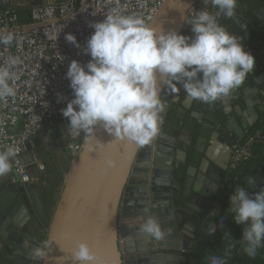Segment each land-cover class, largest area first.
I'll use <instances>...</instances> for the list:
<instances>
[{"label": "clouds", "instance_id": "1", "mask_svg": "<svg viewBox=\"0 0 264 264\" xmlns=\"http://www.w3.org/2000/svg\"><path fill=\"white\" fill-rule=\"evenodd\" d=\"M203 3L205 8L193 10L191 18L186 17L193 37L175 31L158 33L135 16L108 14L102 22L90 24L94 32L84 51L91 59L84 66L73 60L66 73L74 94V99L62 109L68 120L67 130L87 135L102 122L115 140L145 146L158 135L163 124L161 80L173 92H178L180 85L188 97L208 104L238 89L252 71L254 58L244 50L241 40L218 23L221 16L234 17L237 0H203ZM208 5L215 12L209 11ZM13 39L11 32L0 33V44L9 45ZM65 39L80 47L75 36L68 34ZM11 63L18 61L13 59ZM10 79L9 68L0 67V99L15 95L8 83ZM15 155L11 147L0 152V176L10 172V158ZM106 164L109 168L115 166L111 160ZM247 183L253 184L254 179L249 177ZM229 211L234 223L243 226L242 238L234 241L225 232L223 249L219 254L207 255L205 264H229L237 244L252 259L264 247V189L250 194L243 187L237 188L230 197ZM141 219L139 232L151 240L162 241L171 231L163 229L154 215ZM219 227H223V221ZM215 231L216 226L210 224L208 235ZM46 248L47 243L32 249V257L45 259ZM72 257L74 264H101L83 242L76 245Z\"/></svg>", "mask_w": 264, "mask_h": 264}, {"label": "water", "instance_id": "2", "mask_svg": "<svg viewBox=\"0 0 264 264\" xmlns=\"http://www.w3.org/2000/svg\"><path fill=\"white\" fill-rule=\"evenodd\" d=\"M194 1L166 0L148 27L158 33L175 31L181 35L186 12ZM165 87L161 80L162 120L168 109V103L162 100ZM115 139L102 122L88 134L73 171L60 183L61 192L56 194L47 229L38 218L43 204L34 183L18 186L15 191L20 199L16 194V199L0 206V236L5 239L7 253L4 264H74L72 251L80 242L89 245L101 264L185 261L177 253L171 257L159 248L160 241L139 232L141 218L148 215L176 223L172 188L179 184L173 180V147L161 132L145 146ZM39 157L45 159L48 153L42 148ZM108 160L114 161L115 166L107 167ZM45 181L51 182L50 188L57 186L50 177ZM30 224L37 227L43 240L36 239ZM45 243L47 257L34 259L31 250Z\"/></svg>", "mask_w": 264, "mask_h": 264}, {"label": "built area", "instance_id": "3", "mask_svg": "<svg viewBox=\"0 0 264 264\" xmlns=\"http://www.w3.org/2000/svg\"><path fill=\"white\" fill-rule=\"evenodd\" d=\"M166 0H51L29 8L27 21L21 22L18 9L7 7L0 10V33H13L9 45L0 44V67H8L12 73L9 86L15 95L0 99V152L9 147L16 152L10 158L14 177L13 184H27L32 180L23 155L33 148V140L50 130L52 141L63 139L57 155L65 160L61 183L73 171L87 135L70 133L68 120L62 109L74 99L70 81L66 77L70 63L75 60L82 66L91 57L86 54V42L93 34L90 24L102 22L108 14L135 16L144 20L145 26L151 23ZM205 8L203 0H195L188 8L183 22L192 11ZM214 12L213 9H208ZM76 37L79 48L69 43L65 36ZM242 41L244 50L251 48ZM16 59L18 63L12 64ZM60 127V128H59ZM64 130V137L61 131ZM264 122L260 129L240 141L229 145L228 169H237L252 155L257 144L264 143ZM43 162L36 163L39 172L45 171Z\"/></svg>", "mask_w": 264, "mask_h": 264}, {"label": "crops", "instance_id": "4", "mask_svg": "<svg viewBox=\"0 0 264 264\" xmlns=\"http://www.w3.org/2000/svg\"><path fill=\"white\" fill-rule=\"evenodd\" d=\"M46 2H51V0H0V10L7 7H14L18 11H28L32 6ZM256 81V83L261 85L262 83L264 84V80L261 81L258 79ZM262 86L264 88V85ZM260 95L264 97V90L258 93L255 88H245L242 92H237L232 96L222 98L223 111L225 113L231 112L233 117L228 120L224 129H219L214 133L207 132L206 136L193 140L191 133L180 120L183 114L180 112L173 115L168 112L171 102L176 100L175 92L171 88L164 91L162 100L168 103V109L165 113L160 132L174 149L175 169L173 180L179 184V187L172 188L171 205L175 209L176 223L173 224V222H170L171 220L168 222L167 219L159 221L163 229L171 230L167 237L160 241L161 246L159 248L172 254L171 257H174V254L177 253L183 255L186 261L187 252L191 248L197 235V229H195L196 215L207 213V209H210L211 214L218 212L216 200L226 193L225 189L227 187L225 186V175L228 169L229 143H227L225 133H231L236 136L246 135L247 128L255 121L256 108L262 105ZM193 102L194 100L187 96L182 106L188 109ZM209 118L212 117L210 116ZM50 136L49 133H42L37 136L33 140V148L28 150L22 157L32 177L31 182L27 184H36L38 186V193L42 187H46L48 182L45 181V178L50 177L49 172L52 170L49 169L44 172H39L36 169V163L43 162L46 166L52 158L51 150L49 149ZM42 148L48 153V157L45 159H40L39 157V151ZM189 151H192L194 155L200 157L199 161L196 165H187L181 174L178 169L181 170L186 165ZM13 177L14 173L12 169L8 174L0 176V206H5L8 201L16 199L17 195L18 199H20V195L15 190L18 186L21 187L24 184H13L11 182ZM263 178L264 174L261 171L256 176L252 185L257 184ZM31 192L33 193V191ZM3 195L4 197L2 199ZM27 199L29 200L28 195ZM41 214L42 210L38 214L39 221ZM30 228L37 240H43L41 232L35 225L30 224ZM175 232L176 234H174ZM4 244L5 239L0 236V264H4V259L7 254L4 251ZM24 244L29 246L26 242ZM185 261L183 263H175L172 260L169 262L170 264H184Z\"/></svg>", "mask_w": 264, "mask_h": 264}, {"label": "trees", "instance_id": "5", "mask_svg": "<svg viewBox=\"0 0 264 264\" xmlns=\"http://www.w3.org/2000/svg\"><path fill=\"white\" fill-rule=\"evenodd\" d=\"M211 8L210 5L207 6ZM215 12V9H213ZM19 19L21 22L27 21L28 11L19 10ZM218 23L232 35L240 37L245 44L251 48L246 51L254 58V67L252 72L248 74L244 83L235 89L229 96L237 92H242L243 89L255 88L258 93L264 90L262 83H256V80H264V0H237L236 13L233 18H224L221 16ZM181 35L186 37H193L191 25L182 31ZM180 90L175 92V101L171 102L169 113L175 115L182 113L180 119L183 125L188 129L193 137V140L198 137L206 136V133L216 132L219 129H224L228 120H230L232 113L223 111L222 99L214 103L208 104L198 100H194L190 108L185 109L182 104L186 99L187 94L184 92L182 86L178 85ZM166 84L165 90L169 89ZM262 105L256 108L255 121L247 128L246 135L236 136L231 133H225L227 143L229 145L235 141H240L247 135L252 134L257 129H260L264 122V97L260 95ZM212 118H209V117ZM264 134V132H263ZM230 141V142H229ZM198 156L189 151L186 165L182 169H178L182 174L187 165H196L199 161ZM53 171H58V167L52 168ZM263 171L264 174V143L257 144L252 149L251 157L240 165L237 169L226 171V189L220 198L216 201L218 205V212L211 214L210 209L207 213L197 214L195 219V229L197 235L191 248L187 252L186 261L184 264H205V257L211 254H219L223 249L226 241L223 239L224 233L228 232L234 241H240L243 234V226L234 223L233 217L229 211L230 197L235 190L243 187L249 191L250 194L258 193L264 189V178L255 185H248L249 177L254 180L256 176ZM60 174V173H59ZM57 182L60 183V176ZM57 183V184H58ZM58 188L42 187L39 195L43 204L40 223L44 229H47L56 204V194ZM223 221V227H219L220 222ZM216 226V231L211 236L207 233L209 225ZM229 264H264V247L258 250L256 258L252 259L246 256L241 250L240 245L237 244L233 254L229 260Z\"/></svg>", "mask_w": 264, "mask_h": 264}, {"label": "flooded vegetation", "instance_id": "6", "mask_svg": "<svg viewBox=\"0 0 264 264\" xmlns=\"http://www.w3.org/2000/svg\"><path fill=\"white\" fill-rule=\"evenodd\" d=\"M46 134H48L49 133V135H51L50 136V138L52 137V134H51V131L50 130H48V131H46L45 132ZM60 137H64V130H62L61 131V136ZM53 138V137H52ZM62 146H63V139H59L57 142H54V141H52V145L49 147V149L51 150V156H52V158L50 159V162H48L47 163V165H46V167H45V170H49V169H52L53 168V166L54 167H60V169L58 170V171H56L57 172V174H58V172L60 173V171H61V169H62V166H61V157L59 156V154L57 155V153H56V149L57 150H61L62 149ZM53 152V153H52ZM53 156H55V158L53 159ZM63 160H64V158H63ZM65 161V160H64ZM63 162V161H62ZM66 164V163H65ZM63 168H64V165H63ZM48 172V171H47ZM60 175V174H59ZM57 178V177H56ZM55 179V178H54ZM54 179H53V181H54ZM58 179V178H57ZM57 179H55V183L57 184L58 182H57ZM61 183V182H60ZM60 183H58L57 184V188H58V186H59V184ZM51 184V183H50ZM49 184V185H50ZM49 187V186H48ZM50 188V187H49ZM42 189V188H41ZM41 191V190H40ZM40 193V192H39ZM38 193V194H39ZM39 197H40V195H39Z\"/></svg>", "mask_w": 264, "mask_h": 264}, {"label": "rangeland", "instance_id": "7", "mask_svg": "<svg viewBox=\"0 0 264 264\" xmlns=\"http://www.w3.org/2000/svg\"><path fill=\"white\" fill-rule=\"evenodd\" d=\"M43 136H45L44 134H43ZM53 153V152H52ZM61 158V166H62V169H61V171H60V175H59V172H58V174H57V172L56 171H53V170H50V172H49V174H50V177L52 178V179H57V178H59L58 176H60V181H62L61 180V176H62V172H64V169H65V161L63 160V158H62V156L61 155H59ZM55 158V156H53V159ZM56 159V158H55ZM63 161V162H62ZM63 165H64V168H63ZM60 169V167H58V170ZM57 177V178H56ZM55 179H54V181H55ZM58 180V179H57ZM49 184H50V182H48L47 183V187L49 186ZM61 188H62V186L59 184V186H58V191H57V193L59 194L60 192H61ZM57 194V195H58Z\"/></svg>", "mask_w": 264, "mask_h": 264}]
</instances>
